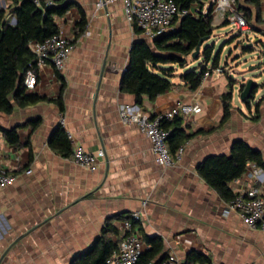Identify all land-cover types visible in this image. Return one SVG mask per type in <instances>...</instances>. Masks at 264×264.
I'll list each match as a JSON object with an SVG mask.
<instances>
[{
    "label": "crops",
    "instance_id": "obj_1",
    "mask_svg": "<svg viewBox=\"0 0 264 264\" xmlns=\"http://www.w3.org/2000/svg\"><path fill=\"white\" fill-rule=\"evenodd\" d=\"M98 1L56 2V6L72 4L55 24L76 47L62 72L46 66L39 74L31 94L51 101L15 108L10 115L0 113V168L14 177L11 185L0 190V264H70L74 256L91 247L106 221L118 234L108 236L120 243L126 220L116 217L133 212L140 214L142 232L160 237L166 257L175 255L179 264L191 252L202 254L210 264H264V232L248 229L197 171L209 156H229L237 140L259 151L264 160V83L248 73L246 60L236 53L238 49L241 54L243 46L238 44L236 51L227 53L225 64L220 65L224 73L211 72L196 90H190L176 72L169 92L154 101L143 97L138 107L134 96L121 91L120 82L133 43L152 44L155 39H145L138 28L126 22L122 0L103 9L96 7ZM259 2L264 22V0ZM11 5L12 0H0V13L4 12L8 24L15 25ZM80 12L86 27L76 35ZM214 17L213 28L224 26ZM177 27L176 23L169 31ZM259 30H264V25ZM222 34L214 36L220 39ZM255 38L257 45L261 41L264 46L263 36L255 32ZM229 39L230 43L241 40L236 35ZM57 74L65 82L63 112L53 103L61 89ZM228 78L233 80L231 89ZM249 79L258 89L255 104L246 109L239 94ZM229 93L231 110L224 122L222 98ZM190 105H198L200 112L187 120L178 117L190 137L171 168L158 167L147 137L135 124L120 121L119 111L124 106L155 116ZM61 118L64 126H60ZM13 129L16 144L8 143L3 134ZM60 132L71 134L74 144L87 152L104 150L96 172L76 166L70 156L52 148L53 137ZM251 166L248 164L243 176L229 188L235 196L257 190L264 201V178L260 182L251 176Z\"/></svg>",
    "mask_w": 264,
    "mask_h": 264
},
{
    "label": "trees",
    "instance_id": "obj_2",
    "mask_svg": "<svg viewBox=\"0 0 264 264\" xmlns=\"http://www.w3.org/2000/svg\"><path fill=\"white\" fill-rule=\"evenodd\" d=\"M209 0H173L179 11H189L195 5H202ZM237 12L246 20L250 31L258 32L264 37V30H259L264 22L260 17L259 0H234ZM72 4H62L41 10L27 0H12L9 7L15 18V25L8 24L0 13V113L10 115L15 108H25L44 101H51L44 97L27 93L23 81L26 72L35 68V58L29 49L31 42H43L47 38L58 33L55 20L62 18L71 8ZM178 24L175 31H168L156 38L152 44L144 42L133 43L129 62L124 72L120 89L122 92L135 97L136 105L140 107L142 98L154 101L157 97L169 92L177 69L187 68V59L192 58L199 42L204 40L200 54L203 62L198 68L181 73L178 78L185 83L190 90H196L202 83L206 73H211L220 67V55L224 47L214 53V45H205L212 38L214 29L211 18L186 15L175 19L172 26ZM225 25L228 22H224ZM86 18L80 12V20L77 24V34L84 32ZM137 31V29H135ZM239 33V32H238ZM240 34V33H239ZM262 46V42H258ZM264 47V46H263ZM243 51L250 50L242 47ZM252 49V48H251ZM211 62V65H209ZM222 73L224 68L222 67ZM61 89L59 96L53 103L63 112L62 92L65 82L57 74ZM229 88H232L233 80L228 78ZM244 86H241V89ZM258 86L254 90L256 94ZM231 93L223 96L224 119L227 121L231 110ZM253 99V98H252ZM264 100V96L261 101ZM249 108L250 101L245 103ZM259 102L256 104V111ZM256 119V118H253ZM36 124V123H35ZM161 128L169 132L168 147L172 155L175 154L190 136H186L178 117L171 121L161 123ZM6 141L10 144L17 143L16 130L3 131ZM52 148L64 157L70 156V144L63 132L57 133L51 142ZM248 164H254L264 172V160L261 153L251 149L246 143L237 140L232 144L229 156H209L198 166L200 178L214 190L225 202L235 198L229 184L239 179L246 172ZM117 220H130V217L117 216ZM131 229L140 235L147 247L139 257L137 264H159L165 258L163 242L160 237H149L142 232L138 222L131 221ZM117 236L116 229L106 221L97 239L86 251L74 256L70 264H105L106 260L118 249V241L112 240L108 235ZM183 264H210L208 258L197 252L187 255Z\"/></svg>",
    "mask_w": 264,
    "mask_h": 264
},
{
    "label": "built area",
    "instance_id": "obj_3",
    "mask_svg": "<svg viewBox=\"0 0 264 264\" xmlns=\"http://www.w3.org/2000/svg\"><path fill=\"white\" fill-rule=\"evenodd\" d=\"M37 8L46 10L56 6L58 0H27ZM117 0H99L96 3L98 9H103L107 5L113 4ZM124 3V17L128 24L134 25L140 30L147 40H154L170 30L175 19H180L186 15L194 17L207 16L211 19L218 16L221 22H228L237 32L245 33L250 31V26L246 20L237 12L234 0H209L202 5H195L189 11H179L173 0H122ZM215 18V17H214ZM74 40L63 33L47 38L43 42H31L29 49L35 58V68L26 72L23 86L27 93L35 91L41 70L52 67L55 72L60 73L65 67L67 60L75 50ZM213 72L221 74L222 69L217 68ZM206 73L204 78H207ZM200 112L198 105L174 107L170 111L150 116L142 112L138 107L124 106L120 109V121L122 124H135L138 129L147 137L151 144V152L154 162L158 167L171 168L183 154L180 147L174 155L169 151V132L161 128V123L171 121L176 117H183L187 120ZM60 126H64L63 118L59 121ZM66 137L71 143V161L78 167L88 171L96 172L100 167V162L105 157L103 149L95 153L85 151L81 146L74 144L71 134L66 132ZM251 176L262 181L264 172L262 169H255L252 164ZM14 182V177L0 168V190ZM230 210L238 213L242 223L250 230H260L264 232V201L258 195L257 190H253L248 195H236L228 203ZM130 220L124 222L125 234L118 244V249L107 260L105 264H137L142 254L145 244L139 234L131 229V221L139 222L140 214L133 212ZM159 264H179L175 255L167 256Z\"/></svg>",
    "mask_w": 264,
    "mask_h": 264
},
{
    "label": "rangeland",
    "instance_id": "obj_4",
    "mask_svg": "<svg viewBox=\"0 0 264 264\" xmlns=\"http://www.w3.org/2000/svg\"><path fill=\"white\" fill-rule=\"evenodd\" d=\"M223 33L222 36H220V39H218V36H214V33L219 34V33ZM237 33V34H236ZM240 36L241 40L237 43H230V41L232 39H229L230 36ZM229 39V40H228ZM256 39L255 38V32L254 31H248L245 33H238L236 31H233V28L231 27V25H225L221 26L220 28H215L212 38L208 41L205 42V45H214L215 49H214V53L217 52L221 46H226L222 51H221V55H220V65L223 66L225 64V59L227 56V53L229 51L232 50V52L236 51L235 50V46L242 45L243 47H250L252 49L248 50V51H243V49L241 50L242 53L240 54V50L237 49L236 53L240 55V57L242 59L246 60V63L248 64V73L250 75H257V81L259 83H264V47L263 46H259L256 44ZM259 39H262L261 37ZM228 40V41H226ZM226 41V42H225ZM260 42V41H258ZM241 46V47H242ZM228 50H227V49ZM203 59L200 58H196V59H192L191 57H189L187 59V68L184 69H177V73H183L185 71L191 70L193 68H198L200 65H202ZM209 65H211V62H209ZM256 69V70H254ZM247 73V74H248ZM252 105L255 104L254 102H251ZM237 106H239L242 110L244 109L243 106L241 105V103L237 101ZM247 109V107H246Z\"/></svg>",
    "mask_w": 264,
    "mask_h": 264
},
{
    "label": "water",
    "instance_id": "obj_5",
    "mask_svg": "<svg viewBox=\"0 0 264 264\" xmlns=\"http://www.w3.org/2000/svg\"><path fill=\"white\" fill-rule=\"evenodd\" d=\"M14 24H15V22H14ZM203 42H204V40L199 42L194 53L192 54V59H196L198 57V55L200 54V49H201ZM125 71H126V69H124L123 74ZM243 86L244 87L241 89L240 94H239L240 102L243 104H245L247 101H250V103L253 102L255 95H256V94L254 95V93H253L254 90L256 89V86H257L256 83L253 80L249 79V80H246V82Z\"/></svg>",
    "mask_w": 264,
    "mask_h": 264
}]
</instances>
